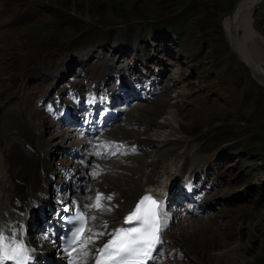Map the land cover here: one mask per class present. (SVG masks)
<instances>
[{
    "label": "rangeland",
    "instance_id": "obj_1",
    "mask_svg": "<svg viewBox=\"0 0 264 264\" xmlns=\"http://www.w3.org/2000/svg\"><path fill=\"white\" fill-rule=\"evenodd\" d=\"M240 1L0 0V60L6 61L2 70L16 78L27 74L30 66L39 63L41 58L68 54L71 49L67 46L75 39L86 41L90 36V40L103 42L106 30L102 23L126 24L123 26L125 37H131L136 27L147 34L154 20L160 25L151 29L152 33L162 31L165 38L146 39L145 44L142 39L143 47L136 50V57L129 56L126 50L123 60L128 63L140 60L151 67L158 61L170 69L177 68L181 77L179 84L185 87L177 85L176 90L184 97H176L175 101L181 102L176 109L161 107L164 98L155 102L145 100L137 105L141 110L135 109L131 114L137 116L138 122L155 119V123L161 125L170 118L168 110L175 111L180 118L177 130L180 138L176 139H186L190 142L188 147L192 148L207 138L206 146L213 148L222 181V184L220 180L210 182L212 190L205 196L211 199L213 206L205 214L190 217L197 220L179 219L166 233H173L180 220L193 222L187 233L183 231L187 235L192 232V243L185 245V253L184 248L179 250L180 256L188 261L185 264H264V73H260L262 81L259 80L254 68L237 52L234 38L243 40V31L233 33L231 41L225 28L227 15L233 16ZM177 11L181 12L173 16L181 25L161 22V18ZM7 15L12 22L6 24ZM185 16L182 21L181 17ZM14 17L17 22H13ZM83 18L100 23L97 36V31L93 35L86 27ZM129 21L134 22L129 24ZM249 25L257 41L256 52L263 56L264 62V0H258L251 7ZM171 28L175 37L168 31ZM92 46L94 48L95 44ZM99 50L105 51V48L99 46ZM153 58L155 61L150 63ZM261 68L264 70V63ZM42 91L40 83L30 94L39 98ZM5 95L0 85V97ZM154 127L155 139H169V128L166 131ZM224 140L228 142L223 143ZM225 146L230 147L229 150L222 151ZM57 162L61 165L63 160ZM146 163L142 177L149 166ZM207 222L212 227L211 238L203 244L195 227ZM213 259L216 262H210Z\"/></svg>",
    "mask_w": 264,
    "mask_h": 264
},
{
    "label": "bare ground",
    "instance_id": "obj_2",
    "mask_svg": "<svg viewBox=\"0 0 264 264\" xmlns=\"http://www.w3.org/2000/svg\"><path fill=\"white\" fill-rule=\"evenodd\" d=\"M257 1L258 0H241L233 16L226 19L225 28L227 35L229 36L231 41L232 38H234L233 33H237L239 29L243 31V40H238L236 37L234 38V42L236 39V50L238 53H240V56H243L246 64L254 68V70L257 72L256 75L258 76V79L262 81L260 73H264V70L261 68V65L264 63L262 59L263 56L256 52L257 50L255 48L257 47V41L254 40V34L249 25L250 9ZM66 72H68L66 68L62 69L61 71V73L63 74H65ZM168 112L170 113V118L156 127L157 130L164 128L166 129V131L169 128L167 132H171V134L167 137L169 138L168 140H164V138H162L158 141V143L163 146H158L160 149V153H169L172 150V147L177 145L182 139L181 138L180 140H178L180 138V135L177 133L179 127L178 124L180 122L179 116L173 110H168ZM11 117V119H6V124L8 125L6 132H14V135H7V140L10 144L7 155L8 157L6 159L0 160V219L5 217L6 214H9L10 209L12 208V206H14L15 200L17 198L22 197L23 202L27 199L32 198L39 199L40 194L38 192L42 190V176H45V173L47 171H54L56 166L53 165V162L58 163L57 160H59L57 159L56 161H53V159L55 158H51V162L45 161V155L47 154L49 156L51 153L52 155L55 154V147L53 146V144H58V142L63 143L62 141L67 144L71 143V129L66 128L68 134L60 135V137L58 138L59 140L55 141V143H52L56 139V134H53L52 136H50L52 137V142L49 139L51 143L49 146L45 147L42 150L32 149L26 142V136H28V132H30L29 120L21 119L17 115H11ZM135 117L132 118L131 121L135 124L140 125L139 122L143 120L141 119L138 122V119H136ZM121 128L122 127H117V129L122 131L123 129ZM38 130L43 136L45 135L42 133L43 131L41 132L40 128ZM42 130L45 129L42 128ZM153 130H155L154 126ZM123 132L125 131L123 130ZM129 136H135V133L127 131L126 137ZM123 137H125V135H123ZM171 139H173L174 141ZM147 142L150 143V141L148 140ZM42 152H44L45 154ZM3 156H5V154ZM39 157L42 158L41 161H39ZM133 161L139 162L138 167L133 168L132 166H130L121 172L122 175H118L116 177H109L110 174L105 173L103 176H101L102 181L100 183L93 182V184L98 185L100 189L104 188L105 190H108L109 188H111L119 194L129 195L131 199L135 198L139 193L143 192L144 189H141L143 186L152 183L154 177L157 174V169L156 165H152V167L150 168L149 166L146 167V170L143 173L144 176L142 177V167L145 165L143 160L136 156ZM67 163L68 161L66 160H63L62 162V164ZM138 174L139 176H137ZM117 178H121L122 180L119 181V179ZM23 187H25V191L22 194ZM33 202L37 201L34 200ZM192 223L193 222L185 223L184 220H180L173 233H163L166 238L173 241L170 246L175 244L178 248H184L183 253H185V245H187V243H192V241H190V234L192 232L189 233V235L186 234L187 231L191 229L190 226ZM195 228V233L200 235V239L203 244L205 243V241H207L208 238H211L210 231L212 227L209 225V222H207V225L202 224L200 225V227ZM183 231H185L186 233H183ZM21 239L24 241H29L28 235L21 234ZM46 245L48 247L44 250V253L49 256L54 255L55 249L47 243H45V245L43 246H36V250L44 248ZM191 249H193V247ZM210 262L214 263L216 261L213 259V261Z\"/></svg>",
    "mask_w": 264,
    "mask_h": 264
},
{
    "label": "snow or ice",
    "instance_id": "obj_3",
    "mask_svg": "<svg viewBox=\"0 0 264 264\" xmlns=\"http://www.w3.org/2000/svg\"><path fill=\"white\" fill-rule=\"evenodd\" d=\"M97 155L101 153L97 152ZM92 175L95 177L99 172H93ZM105 199L110 202L112 197L98 193L91 208L105 210L102 203ZM107 211H111V208H107ZM162 211L163 205L151 196L146 195L140 199L124 220V223L132 226L117 228L109 233V239L95 249L94 264H149L154 259L153 253L157 246L162 243L160 234L167 226L166 221H161ZM75 219L79 221V226L72 232L71 240L66 241L64 249L69 257L68 264H78L73 257V253L78 251L77 245L80 250L86 249L89 243L95 242L93 237L98 239L105 235L104 232H93L88 227L86 213L78 211ZM91 219L94 220L95 216ZM84 233L91 235L85 236ZM83 256H88V252L83 251ZM29 258V249L22 239L17 242L14 236L9 238L0 233V264H5V261L27 264Z\"/></svg>",
    "mask_w": 264,
    "mask_h": 264
},
{
    "label": "trees",
    "instance_id": "obj_4",
    "mask_svg": "<svg viewBox=\"0 0 264 264\" xmlns=\"http://www.w3.org/2000/svg\"><path fill=\"white\" fill-rule=\"evenodd\" d=\"M183 8H184V6H183ZM181 11H177V12H174V13H172L169 17H166V18H164L163 17V21L164 22H167V23H169V24H171V25H173V26H179V21L178 20H176L177 18H175L173 15L174 14H178V13H180ZM185 18H186V16L185 17H181V20L182 21H184L185 20ZM178 19H180V18H178ZM176 20V21H175ZM179 23V24H178ZM181 25V24H180Z\"/></svg>",
    "mask_w": 264,
    "mask_h": 264
},
{
    "label": "water",
    "instance_id": "obj_5",
    "mask_svg": "<svg viewBox=\"0 0 264 264\" xmlns=\"http://www.w3.org/2000/svg\"><path fill=\"white\" fill-rule=\"evenodd\" d=\"M229 17H230V15H229Z\"/></svg>",
    "mask_w": 264,
    "mask_h": 264
}]
</instances>
